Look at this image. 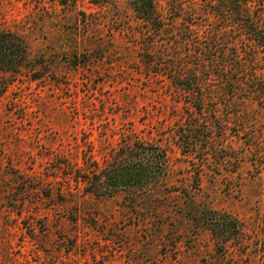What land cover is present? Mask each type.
Instances as JSON below:
<instances>
[{
  "label": "rangeland",
  "instance_id": "374dc122",
  "mask_svg": "<svg viewBox=\"0 0 264 264\" xmlns=\"http://www.w3.org/2000/svg\"><path fill=\"white\" fill-rule=\"evenodd\" d=\"M135 1L0 0V32L30 49L20 73L0 71V264H264V155L242 156L245 135L216 160L181 154L186 105L146 75ZM130 140L167 148V173L108 193ZM205 211L243 235L219 248Z\"/></svg>",
  "mask_w": 264,
  "mask_h": 264
},
{
  "label": "trees",
  "instance_id": "16d2710c",
  "mask_svg": "<svg viewBox=\"0 0 264 264\" xmlns=\"http://www.w3.org/2000/svg\"><path fill=\"white\" fill-rule=\"evenodd\" d=\"M263 0H136V27L141 61L151 80L168 81L186 115L176 130L184 156L204 153L216 160L218 143L249 136L242 156L263 159L264 142L256 135L264 123ZM136 30V29H135ZM135 34V33H133ZM26 40L12 31L0 32V71L20 73L29 63ZM155 78V79H153ZM148 79V80H149ZM206 127L212 135L198 131ZM235 135L230 131L235 129ZM219 133V134H218ZM256 141V144L255 142ZM211 145H213L211 147ZM130 155L116 158L108 170V193L146 189L167 173L168 150L158 144L126 142ZM233 157H224V160ZM241 158V156H240ZM264 170V164H257ZM106 170V171H107ZM201 216L200 213L196 214ZM195 215V216H196ZM206 222L219 248L240 239L242 226L228 214L205 211Z\"/></svg>",
  "mask_w": 264,
  "mask_h": 264
}]
</instances>
